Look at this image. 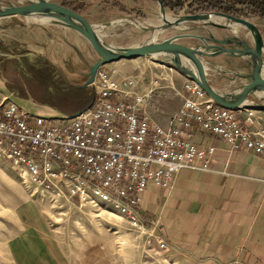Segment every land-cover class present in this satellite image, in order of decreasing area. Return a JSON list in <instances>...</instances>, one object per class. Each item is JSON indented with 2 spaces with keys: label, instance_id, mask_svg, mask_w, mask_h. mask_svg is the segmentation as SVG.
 <instances>
[{
  "label": "rangeland",
  "instance_id": "rangeland-1",
  "mask_svg": "<svg viewBox=\"0 0 264 264\" xmlns=\"http://www.w3.org/2000/svg\"><path fill=\"white\" fill-rule=\"evenodd\" d=\"M69 1L77 6L78 0ZM27 2L0 0L3 5ZM85 2L90 4L81 13L92 25L102 26L104 41L116 46L145 42L155 34L152 29L163 24L159 7L148 0ZM116 2L127 10L122 11ZM132 8L145 17L131 13ZM188 13V8L176 12L167 8L171 18ZM40 18L41 15L0 19V96L4 93L33 114L62 117L66 114L49 104L59 103V89L66 84L57 72L48 69L45 60L57 65L71 82L84 83L87 78L83 73L89 71L97 57L76 31ZM245 18L256 23L264 34V19ZM185 31L217 38L249 34L242 26L224 30L203 21L189 24ZM176 33L165 30L162 38ZM183 41L200 43L189 38ZM125 63L129 66L115 68L122 75L136 78L150 92L148 96L160 94L167 87L174 94L181 89L182 74L171 66L162 68L149 58ZM33 70L52 75L58 89L43 85L42 76L37 80ZM74 96L73 93L68 98ZM172 103L171 109L177 106L178 96ZM152 221L155 224L148 222L146 229H134L107 208L81 206L67 196L43 190L27 174L15 172L0 158V264H192L161 246L160 224Z\"/></svg>",
  "mask_w": 264,
  "mask_h": 264
},
{
  "label": "built area",
  "instance_id": "built-area-1",
  "mask_svg": "<svg viewBox=\"0 0 264 264\" xmlns=\"http://www.w3.org/2000/svg\"><path fill=\"white\" fill-rule=\"evenodd\" d=\"M138 86L117 68H100L90 106L62 117L33 114L2 93L0 158L45 191L107 208L130 227L146 229L140 206L148 186L171 189L179 172L198 163L207 168L216 151L195 143V128L219 137L232 151L264 156V131L250 126L254 111L225 108L187 79L183 106L165 128L152 122L144 108L150 92L140 93Z\"/></svg>",
  "mask_w": 264,
  "mask_h": 264
},
{
  "label": "crops",
  "instance_id": "crops-1",
  "mask_svg": "<svg viewBox=\"0 0 264 264\" xmlns=\"http://www.w3.org/2000/svg\"><path fill=\"white\" fill-rule=\"evenodd\" d=\"M236 59L226 55L208 59L213 87L229 91L239 84L230 81L233 74L228 72L241 63ZM134 60L106 64L102 69L126 67L125 61ZM186 80L181 75L182 86L176 94L167 87L160 94L146 96L144 108L152 122L169 126L183 106ZM137 91L148 94L143 85ZM177 96L178 104L171 109ZM252 118L251 128L264 131V112L254 111ZM194 141L216 148L207 168L198 163L197 168L182 170L171 189L150 184L140 206L142 216L147 223L158 221L166 247L189 263L264 264V156L248 149L232 151L222 139L198 128Z\"/></svg>",
  "mask_w": 264,
  "mask_h": 264
},
{
  "label": "water",
  "instance_id": "water-1",
  "mask_svg": "<svg viewBox=\"0 0 264 264\" xmlns=\"http://www.w3.org/2000/svg\"><path fill=\"white\" fill-rule=\"evenodd\" d=\"M148 1L159 7L163 24L152 29L155 34L151 39L131 46H116L105 42L101 36L95 34L96 26L69 0H28L26 4L18 6L0 3V19L44 15L76 31L97 59L89 67V71L83 73L87 78L83 84L69 82L74 87L92 86L98 71L106 64L124 59L149 58L173 67L188 80L196 82L209 97L225 108L264 112V38L256 23L245 17L218 11L188 13L170 20L162 0ZM218 18L227 22L220 24L216 20ZM199 21L224 30L242 26L249 34L217 38L210 34H192L185 31L189 24ZM165 30H176L177 33L163 39L162 33ZM186 38L199 40L200 43L184 42ZM224 55L240 59L241 62L238 67L228 71L233 74L230 81L239 83L229 91L213 87L209 77V66L212 62L208 59ZM252 97L255 99H251Z\"/></svg>",
  "mask_w": 264,
  "mask_h": 264
},
{
  "label": "trees",
  "instance_id": "trees-1",
  "mask_svg": "<svg viewBox=\"0 0 264 264\" xmlns=\"http://www.w3.org/2000/svg\"><path fill=\"white\" fill-rule=\"evenodd\" d=\"M162 2L166 8L175 12L188 8L189 13L218 11L239 17L256 16L264 19V0H162ZM76 3L80 12L90 4L89 2H85V0H78ZM115 4L121 6L120 2H116ZM121 10L126 11L127 9L121 6ZM131 13H136L139 14V16L145 17L137 8H132ZM45 62L48 65V69L57 72L66 84L65 88L59 89V103L53 102L49 105L66 115H74L88 108L94 98V92L91 90L92 88H80L70 85L69 82L73 84L83 83L71 82L57 65L53 64L50 60H45ZM33 71H35V78H38L37 80L42 76L43 85H46L48 88L49 86L59 87L55 83L52 75L46 74L44 71L40 70ZM66 88L68 89L67 91ZM73 93L75 96L73 98H68V96Z\"/></svg>",
  "mask_w": 264,
  "mask_h": 264
},
{
  "label": "bare ground",
  "instance_id": "bare-ground-1",
  "mask_svg": "<svg viewBox=\"0 0 264 264\" xmlns=\"http://www.w3.org/2000/svg\"><path fill=\"white\" fill-rule=\"evenodd\" d=\"M169 19L170 20H175L176 18H171V17H169ZM40 20L41 21H43V22H50V21H52V20H50L49 19V17H47V16H44V15H41V18H40ZM216 20H221V19H216ZM94 32H95V34H98L99 36H101V37H103V36H105V34L103 33V31H102V26H96V28H94ZM161 64V63H160Z\"/></svg>",
  "mask_w": 264,
  "mask_h": 264
}]
</instances>
